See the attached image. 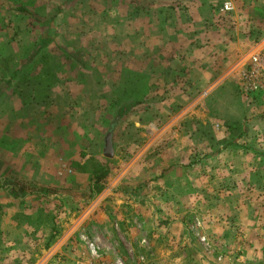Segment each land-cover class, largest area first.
Returning <instances> with one entry per match:
<instances>
[{"label":"rangeland","instance_id":"rangeland-1","mask_svg":"<svg viewBox=\"0 0 264 264\" xmlns=\"http://www.w3.org/2000/svg\"><path fill=\"white\" fill-rule=\"evenodd\" d=\"M230 1L236 9L241 10L235 13L241 17V28L246 27L241 34L245 37L248 50L264 39V0ZM24 3L30 4L32 11H35L36 6L38 11L47 15L44 27L36 23L32 16L13 14L11 9ZM196 3L200 2L0 1V141H9V138L17 135L16 129L10 127L9 104L13 102L14 93L11 83L14 72L25 68L26 64L32 62L31 58H43L35 62L34 68L30 70L43 74L44 79L38 81L41 83L40 88L55 84L51 73L57 70L59 64L66 75L75 74L76 70L63 61L64 55H80L82 62L93 70L100 67L104 71L103 64L108 63L114 71L121 73V80L117 81V87L114 86L116 89L112 97H102L100 104V97L98 99L101 106L97 112L98 121L109 125L112 123L113 157L105 159L102 155L101 140L111 128L108 126L102 136L98 135L96 146L91 143L93 135L89 133L80 138L81 144L75 145L76 149L81 147L82 168L94 167L98 174L108 171L100 193L94 194L90 190L95 174L82 182L85 191L82 187L75 192L68 188H58L55 194L50 195L47 192L50 190L38 186L44 196L23 197L24 194L17 193L19 185L5 177L10 168L0 165V185L4 191L7 190L8 200L21 203L29 199L31 202H42L44 207L37 214L39 225L36 228L27 225L28 217L15 213L13 208H0V264L35 263L58 242L61 235L59 232L69 224L68 218L83 212L97 198L103 204L95 216L107 221V224L99 228L90 222L82 225L78 240L71 241L78 246L75 252L78 260L76 264L116 260L123 264H149L153 256L147 241V236L152 233L148 225L170 216L186 224V232L195 243V249L200 248L205 259L215 264H254L249 259L246 239L254 230L261 241L256 244L253 242L252 248L256 246L264 249V129L256 128V124L264 123V92L246 94L241 90L240 77L238 80L231 79L235 83L234 95L245 99L253 110L242 122L235 119L224 121L221 118L228 98L218 95L207 99L210 90L206 86L212 81L204 77L209 73L216 77L215 73L221 68L217 57L222 49H204L203 42H208L209 38L201 40L200 31L207 30V24L211 22L207 21L198 29L200 25L191 21ZM138 7L143 9V13H135L134 9ZM209 8L207 4L201 5L202 10ZM244 11L250 21L245 22ZM232 16L228 13L212 20L217 23L222 19L220 22L227 29L232 26L231 22L237 21ZM51 17L52 20L48 21ZM164 18H167L165 25L171 24L172 38L180 42L191 39L192 42L187 48L179 47L171 53L167 52V55L179 62L171 70L172 78L159 83L154 82V77L146 80L140 78L145 76L139 71H145L152 64L156 56L157 40L162 39L159 37L170 34L161 29L162 25H158ZM141 24H148L146 45L138 44L140 41H137L143 33L138 31ZM149 70H153V65ZM107 73L111 77V72ZM159 84H172L173 92L165 91L164 88L162 91L156 89L155 94L152 90L150 94V90ZM55 87L58 88V85ZM175 94H178L177 99ZM88 98L84 96L85 100ZM173 99L175 106L169 108L165 103ZM105 101L109 102L106 105L109 109L107 114L103 112ZM136 103L139 104L117 118L120 107ZM209 106L213 109L221 108V112L212 108L209 111ZM71 134L67 131V139L77 140ZM71 146L69 142L61 145L59 155L64 150V154L72 150ZM94 154L102 158L101 165L91 159ZM74 163L79 164L78 161ZM88 173V170L85 171V174ZM126 187L130 188L129 192L124 190ZM109 188L112 193H105ZM56 202L61 205L69 202L67 209L61 212V219L58 218L61 210L53 212L48 208V205H55ZM12 209V215H8V210ZM2 216L10 218L12 223L3 224ZM5 229L8 231L6 236ZM233 235V238H228ZM238 235L241 236L239 239ZM86 243L96 245L98 257L92 256ZM153 244L162 251L169 250V244L161 245L156 241ZM222 246L227 249L222 250ZM181 249L178 246L176 253L182 254L190 263V257ZM66 261L64 258L63 264Z\"/></svg>","mask_w":264,"mask_h":264},{"label":"crops","instance_id":"crops-1","mask_svg":"<svg viewBox=\"0 0 264 264\" xmlns=\"http://www.w3.org/2000/svg\"><path fill=\"white\" fill-rule=\"evenodd\" d=\"M198 1L200 3H196V9L191 13V21L200 25L198 29L207 24V21L211 22L210 24H207V30L203 29L200 31L201 40L209 38L207 40L208 42H203V45H205L204 49H214L217 51H219L220 48L222 49V52L218 53L217 57L221 68L215 73L216 77L211 76V73L204 77L206 80L209 79V82H213L208 83L206 86L207 90H210L207 99L214 98L218 95H223L225 99L228 98L226 100L227 106L223 108V115L221 118L224 121H233L234 119L235 121H241L247 114L249 115V113L252 112L253 108L249 107V104L245 99L238 98L234 95L235 83H233L232 80L239 79L240 72L246 67L251 53L264 49V39L257 45L246 50L247 46H245V37L242 36L243 30L246 27L243 26V28H241V25L239 24L242 22L241 17L235 13L237 10H241L238 8L236 9L233 2L230 0ZM137 2L146 1L137 0ZM203 4H207L210 8L208 10H202L201 5ZM198 5H200V8H198ZM225 6L229 7L230 10L228 12L224 11ZM134 10L135 13H143V9L140 7ZM144 11L147 13V10ZM199 13L201 14L200 17ZM228 13L230 15L232 14V18L237 20L236 22L234 21L230 23L233 27L231 26L225 29V24L220 22L222 19L217 23L212 20V18H218L217 16ZM13 14L18 15L15 12H13ZM211 14L213 15L211 16ZM197 17H199L198 20H196ZM244 18L245 22L250 21V17L246 14V11H244ZM147 25L148 24H141L139 26L138 31L143 33H141V38L137 40L140 41L138 44H148V40H146V38L149 37L146 32ZM158 25L160 26V24ZM152 26L157 27V25L154 24ZM162 26L161 29H165V31L170 34H167L166 37H159L164 39V41H162V39L157 40L156 56H154L152 64H149L150 66L153 65L152 71L154 73L149 70L150 66L145 68V71L143 72L139 71L145 76L140 78L146 80L149 77H154V82L159 81V83L164 79L172 78L173 71L171 70L176 68L175 65L179 62L167 55V52L170 51L171 53L179 47L182 49L187 48L190 46V42H192L190 39L182 41L184 42L182 43L179 40L172 38L171 34L173 33V29L171 24H163ZM133 38L135 39L134 36ZM185 38L189 39V37ZM227 51L231 56L226 54ZM39 59L43 60L41 57H36L31 60V63L29 62V64H26L25 68L16 70L13 74L11 90H14V93L13 102L9 104V113H11L10 127L16 129L15 133L17 135L9 138V141H0V165L10 168L8 170V175L6 174L5 177L11 182L17 183V185H19V183H31L42 188H47V190L50 191H58V188H68L69 190H74L73 192H75L77 188L82 187V190L85 191V185L82 184V182L89 180L93 175L98 173L94 167L82 168L80 163V160L82 159V154L80 153L81 147L76 149L75 145L81 144L82 142L80 138L89 133L90 136L93 135V140L92 142L90 140V142L96 146L99 142L98 135L101 134L102 136L104 129L107 126H112V123L109 125L98 121L99 108L101 107L99 104L102 97L108 95L112 97L113 90L116 89L114 86L117 87V81L121 80V73L114 71L111 66H108V63L103 64L102 69H105L104 71H101L100 67H95L94 70H82L73 60L66 58L64 55L63 61H65L68 66H74L73 69L76 70L75 74L70 73L66 75L59 64L57 70L51 73V78L54 79L55 84H51L49 87L43 86V88H40L38 87L39 83L37 82L44 79L43 74L39 73V71H30L32 67L34 68L35 62ZM108 71L111 72V77L108 75ZM85 78L90 79V81ZM236 80H234V82ZM56 84L58 85V88L55 87ZM78 84H81L82 87ZM171 86L172 84L166 86L159 84L158 87L150 90V94L153 93L152 90L154 91L153 94H155L156 89L162 91L164 88L165 91L169 90L173 92ZM84 96L89 98L85 100ZM177 96L178 94H175L176 99ZM111 100L112 99H110V102H112ZM174 100L175 99L170 102L167 101L168 103L166 102L165 104H167L169 108H173L175 106L173 102ZM108 103L109 102L105 101V108L103 109L105 114H107L109 110L106 106ZM111 105L113 106V104ZM160 108L162 109V106ZM209 108V111L212 108V110H218V112H221V108L213 109L214 107L210 106ZM237 109L239 111H237ZM237 117H239V119H237ZM4 126H6V124ZM149 127L152 126L149 125ZM256 128H258V130L264 129V123L256 124ZM67 131L73 133L71 134L73 135L71 137H76L77 140L67 139L65 136ZM105 135H103L101 140L102 155ZM255 135L257 136V134ZM257 141L259 140L257 139ZM67 142L72 145V150L69 149V152L67 151L66 154H64V150L62 155H59L58 149L61 145H65ZM231 144L232 143L229 145ZM98 153L99 152L97 151L96 154ZM96 154L92 155L93 158L91 159H94L95 164L97 162L101 165L103 162L102 158H99ZM76 161H78L79 164L74 163ZM87 170L89 173L85 174V171ZM2 188L3 187L0 185V199H3V201H0L3 204L1 205L0 203V208H13L15 213H21L28 217V222L26 221L27 225H34L32 228L38 227L39 220L37 214L42 212L41 209L44 208L41 204L42 202H31L29 199L22 201L21 203L10 201L7 199L9 197L6 192L7 190L4 191V188ZM126 188L127 189L124 190L129 192L130 188ZM105 193H112V191L109 188L108 190H105ZM11 203H15V205ZM68 204L69 202H63L62 205L56 202L55 205L54 203L48 205V208L50 207L53 212H59L61 210L58 213V216L60 214V217L58 218L61 219V212L67 209ZM102 204L103 202L97 198L91 205L87 206L83 212L80 211L77 216L68 218L69 224L65 226V229L62 228L63 230H60L61 232H59V234L61 233V235L58 242L54 245L51 251L44 252L41 255V258L33 264H53V261L54 264H63L62 261H64V258L67 259V263L65 262L64 264H76L78 260H76L77 253L75 254V252L77 251L78 246L74 245L71 241L78 240L77 236H79L84 223H93V225H97V228L106 226L107 221L104 222L99 216H95V212L98 211ZM79 208H82V206H79ZM13 209L11 211L8 210V215H12ZM15 213H13V215ZM2 218L3 224L12 223L10 218L7 219L5 216H2ZM62 220H64V218ZM144 223L146 224L147 221ZM185 225L186 224L182 221L171 216L149 223L148 226H150L149 229L152 230V233L147 236V241L151 245L149 250L153 256V260L152 262H149V264L187 263L188 261L186 257H182V254L176 253L178 246H180L182 248L181 250L190 257L191 264H215L213 263L214 261L211 262V260L205 259V254L204 252H201L200 248H197L198 250L195 249V243L186 232ZM6 230L7 229H5L4 236L7 235L6 233L8 231ZM26 236L28 237V235H23L22 237ZM233 237L234 235L228 238ZM239 237L241 236L238 235V239ZM260 239L261 238L258 237V234H256L254 230L246 239L248 243L247 248L249 249L248 252L250 253L249 259L254 264H264V249L256 246L252 248L253 242L256 244ZM233 240H236V238ZM153 241L161 243V245L169 244V250L162 251L161 248L155 247ZM224 249H227V247L222 246V250ZM223 264H225V262Z\"/></svg>","mask_w":264,"mask_h":264},{"label":"trees","instance_id":"trees-1","mask_svg":"<svg viewBox=\"0 0 264 264\" xmlns=\"http://www.w3.org/2000/svg\"><path fill=\"white\" fill-rule=\"evenodd\" d=\"M145 1L157 2V1H161V0H145ZM11 10H12V12H15L16 14H18L17 16H23V17H24V15L25 16H28V17H31L32 16V18L35 20L36 23L40 24L41 27H44L43 26L44 25L43 23H44L45 18H46L47 15H45L41 11H38V7L36 8V6H34V10L35 11H32L31 10V7H30V4L29 5H26L24 3V4L18 5L17 7H15L14 9H11ZM52 18L53 17H51V19L48 18V21H51ZM165 19H167V18H164V19L161 20V24L160 25H163ZM79 56L80 55H70V56L68 55V56H66V58H69V59L73 60L82 70H86V69L90 70V69H92L91 67L88 68L87 64L86 63H83L82 60L79 58ZM32 59L33 58H31V60ZM69 67L72 68V69L74 68V66H69ZM37 83H39V85H41L40 82H37ZM39 85H38V87H40ZM0 92H1V90H0ZM138 104L139 103H136V104H134L132 106H129V107H123V106L120 107L119 108L120 112L117 115V118H121L125 113H128V111H130V109H132L133 106H137ZM107 176H108V171L107 170H105L102 173L96 174L94 176V178H93V185L90 188L91 192H93L94 194L100 193L102 191V189H103L102 183L105 182ZM11 183H14V182H11ZM47 192L50 193V195L51 194H55L54 191H47ZM17 193L18 194H24L23 197H25V196H28V197H36L37 195L44 196L41 193V188L38 187V185L31 184V183H19V189H18ZM37 218H38V216H37Z\"/></svg>","mask_w":264,"mask_h":264},{"label":"built area","instance_id":"built-area-1","mask_svg":"<svg viewBox=\"0 0 264 264\" xmlns=\"http://www.w3.org/2000/svg\"><path fill=\"white\" fill-rule=\"evenodd\" d=\"M229 7L225 6L224 11L228 12ZM242 92L253 95L264 92V49L251 53L246 67L240 72ZM202 242L204 239L201 240ZM145 242L144 240L142 241ZM88 251L93 257H98L97 247L93 243H86ZM96 264H123L116 260L113 262H98Z\"/></svg>","mask_w":264,"mask_h":264},{"label":"water","instance_id":"water-1","mask_svg":"<svg viewBox=\"0 0 264 264\" xmlns=\"http://www.w3.org/2000/svg\"><path fill=\"white\" fill-rule=\"evenodd\" d=\"M112 135L113 129L111 127L103 140V157L106 159H111L113 157Z\"/></svg>","mask_w":264,"mask_h":264}]
</instances>
